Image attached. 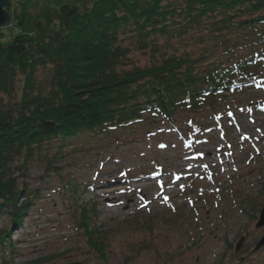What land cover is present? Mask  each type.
Returning <instances> with one entry per match:
<instances>
[{
  "label": "rangeland",
  "instance_id": "374dc122",
  "mask_svg": "<svg viewBox=\"0 0 264 264\" xmlns=\"http://www.w3.org/2000/svg\"><path fill=\"white\" fill-rule=\"evenodd\" d=\"M7 6L3 43L16 33ZM129 57L139 67L152 61L136 50ZM50 77L47 68L34 73L43 88ZM262 77L258 88L178 110L175 124L144 115L93 135L49 138L25 170H15L25 158L16 157L3 177L24 190L18 203L30 202L20 218L0 207V264H264V246L255 248L264 233L256 227L264 205ZM22 85L17 75L15 94H0V107ZM90 232H99L103 256Z\"/></svg>",
  "mask_w": 264,
  "mask_h": 264
},
{
  "label": "trees",
  "instance_id": "16d2710c",
  "mask_svg": "<svg viewBox=\"0 0 264 264\" xmlns=\"http://www.w3.org/2000/svg\"><path fill=\"white\" fill-rule=\"evenodd\" d=\"M7 10L16 33L0 40V94H15L17 75L23 85L0 107V207L17 218L30 200L18 203L24 190L3 176L19 156L15 170H25L49 138L144 115L175 124L178 110L263 81L264 0H9ZM131 50L152 61L132 64ZM38 68L50 71L48 88L35 82ZM97 233L88 241L103 256Z\"/></svg>",
  "mask_w": 264,
  "mask_h": 264
},
{
  "label": "water",
  "instance_id": "95a60500",
  "mask_svg": "<svg viewBox=\"0 0 264 264\" xmlns=\"http://www.w3.org/2000/svg\"><path fill=\"white\" fill-rule=\"evenodd\" d=\"M8 3H9V0H0V26L9 22V14L3 10V8L8 5ZM0 192H1V190H0ZM256 227H264V205L260 211L259 220L257 222ZM241 242H242V239L236 245V250L238 249L239 244ZM261 246H264V233L262 234V237L260 238V240L255 245V248L258 249ZM74 264H77V263H74Z\"/></svg>",
  "mask_w": 264,
  "mask_h": 264
}]
</instances>
